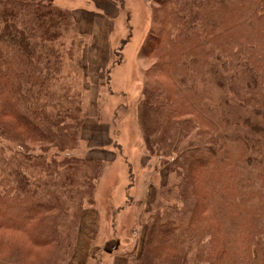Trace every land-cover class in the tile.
I'll list each match as a JSON object with an SVG mask.
<instances>
[{"label":"trees","instance_id":"trees-1","mask_svg":"<svg viewBox=\"0 0 264 264\" xmlns=\"http://www.w3.org/2000/svg\"><path fill=\"white\" fill-rule=\"evenodd\" d=\"M153 3L140 117L169 176L127 264H264V0ZM80 35L53 0H0V262L68 264L93 205L105 162L78 153L64 84Z\"/></svg>","mask_w":264,"mask_h":264},{"label":"rangeland","instance_id":"rangeland-1","mask_svg":"<svg viewBox=\"0 0 264 264\" xmlns=\"http://www.w3.org/2000/svg\"><path fill=\"white\" fill-rule=\"evenodd\" d=\"M53 1L64 8L78 5V0ZM153 1H113L118 6V17L110 32L108 54L98 41L80 35L73 41V59L64 61L68 75L64 84L70 86L71 94L77 96L87 113L77 151L105 162L93 205L84 207L96 214L89 249L83 258L86 264H127L125 253L140 251L146 214L152 209L159 186L169 176L152 153L140 117V94L151 63L139 55V48L154 28ZM98 9L93 8L88 16L102 17ZM89 212L92 211L86 210L83 222H79V251L84 248L89 229ZM161 239L158 236L157 241ZM76 249L77 243L68 264L78 258L79 255L74 257Z\"/></svg>","mask_w":264,"mask_h":264},{"label":"crops","instance_id":"crops-1","mask_svg":"<svg viewBox=\"0 0 264 264\" xmlns=\"http://www.w3.org/2000/svg\"><path fill=\"white\" fill-rule=\"evenodd\" d=\"M61 1L67 2L68 0H65V1L61 0ZM77 2H78V5H76V7L74 6V4H71L66 9H69L72 12L75 20L77 21L79 25V29H81L80 33L84 36L85 35L88 36V38H90L93 41H98L99 46L105 48L108 54V41L110 37V32L113 30V25H114L113 21L118 17V9H117L118 6L115 5L112 0H78ZM83 3L88 4V6ZM93 8L95 9L99 8L98 10H100L103 16L99 17V14H97L98 17L96 19H93L91 16H88L89 15L88 13H90ZM93 23L95 24L94 27H93ZM91 28H94V29L92 30ZM86 210L92 211V212H89L88 214L89 215V225H88L89 229L87 227L86 232H85L86 240L84 242V248L82 251L78 250V243H79L80 234H81V229H79L77 249H76L74 257H76L77 255L79 256L78 258L73 260L72 263L74 264H86V261H87V259H83V258L86 254V250L89 249L88 240L89 242H91V236H92L91 234H92V227H93L92 223L95 220L96 214H95V211H93L92 209H85L81 216V222H83L82 220H83L84 213ZM0 264H5V263H0Z\"/></svg>","mask_w":264,"mask_h":264}]
</instances>
